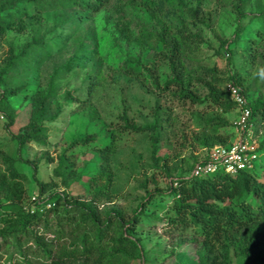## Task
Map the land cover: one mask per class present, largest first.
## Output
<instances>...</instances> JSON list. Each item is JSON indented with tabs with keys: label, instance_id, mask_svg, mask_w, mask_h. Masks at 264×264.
Masks as SVG:
<instances>
[{
	"label": "rangeland",
	"instance_id": "374dc122",
	"mask_svg": "<svg viewBox=\"0 0 264 264\" xmlns=\"http://www.w3.org/2000/svg\"><path fill=\"white\" fill-rule=\"evenodd\" d=\"M198 8L205 15L204 23L193 18ZM263 28L264 0H112L85 22L75 9L67 7L44 13L39 22L29 21L23 33L8 31L0 36V67L11 50L20 54L35 38L44 48L40 53L29 51L30 56L38 54L37 62L11 71L0 83V96L4 88L17 85L41 89L48 99L41 117L48 142L20 148L17 137L29 123L32 97L21 94L11 98L17 111L15 124L10 125L0 113V172L6 169L3 159L13 158L26 175L27 199L37 196L38 180L52 183L47 195L66 189L70 195L80 196L98 169L95 151L78 150L79 180L61 171L55 174L58 162L50 159H57L68 145L87 134L100 135V141L108 142L109 129L115 131L114 125L125 110L138 125L153 123L155 107L161 102L173 112L172 126L155 157L160 160L153 157L150 134L117 133L111 161L115 174L112 200L98 205L103 223L111 222L104 247L111 249L121 225L135 221L130 235L140 241V250L127 247L129 254L119 252L100 264H196L195 232L171 229L166 224L172 206L169 185L172 178L190 175L196 160L205 156L206 147L197 139L201 133L233 135L235 114L223 113L209 99V89L205 82L197 81L195 71L215 69L222 87L226 78L235 75L241 79L248 101L264 102V36L259 33ZM165 29H184L203 39L186 59L191 81L187 89L197 94L199 104L162 96L157 88V82L163 85L172 78L166 58L169 51L159 39ZM45 53L49 54L46 58ZM93 79L98 80V87L91 94ZM220 117L228 124L208 123ZM259 125L255 123L254 129L263 153L256 171L263 179L264 125ZM6 205L0 199V212ZM141 210L144 214L138 217ZM36 231L56 249L58 240L50 231L42 227ZM73 237L68 231L62 244L68 245ZM28 245L32 247V243ZM0 256V264H5L9 253L3 249ZM95 259L97 256L88 264H97ZM233 264L248 263L234 258Z\"/></svg>",
	"mask_w": 264,
	"mask_h": 264
},
{
	"label": "trees",
	"instance_id": "16d2710c",
	"mask_svg": "<svg viewBox=\"0 0 264 264\" xmlns=\"http://www.w3.org/2000/svg\"><path fill=\"white\" fill-rule=\"evenodd\" d=\"M112 0H0V36L8 31L23 33L28 29L29 21L39 22L44 13L71 7L80 14V20L85 22L91 15H96L105 9ZM198 23L205 22V15L198 8L193 14ZM264 36V28L259 31ZM159 39L168 49L166 57L171 68L172 78L163 85L157 82V88L163 96L174 98L192 104H199L200 98L194 91L188 90L189 72L186 59L194 50L196 44L203 42L201 35L192 34L184 29L175 31L162 30ZM40 39L35 38L33 44L15 55L11 50L4 64L0 67V83H3L11 71L25 64L37 62L38 54L29 55L32 49L42 52ZM49 54L45 53V58ZM195 71L198 82H205L209 89V99L219 106L223 113H234L236 105L227 90L229 83L236 84L247 97L241 79L232 75L226 78L222 87V78L215 69ZM98 80L93 79L89 85V93H94ZM21 94L32 97V112L29 123L21 129L18 135L20 148L28 143L46 145V134L41 117L45 113L47 97L41 89H31V85L6 87L0 96V113L4 114L10 125L16 122L17 111L11 98ZM249 102L252 111L251 122L264 125V102ZM172 110L157 102L154 111L155 121L147 125L136 124L125 110L114 125V130L107 137L108 142L100 141L101 136L87 134L76 139L59 154L55 174L60 171L68 178L79 180L77 158L78 150L91 149L98 158L97 171L88 178L87 189L80 196H73L64 189L47 195L45 192L52 183L38 180L40 186L38 201L34 203L31 197L27 199L24 180L26 175L20 172L15 160L5 157L3 163L6 169L0 172V199L7 203L6 209L0 212V252L5 249L9 256L5 264H88L95 256L97 264L105 258H113L117 253L129 254L126 249L140 250V241L130 235L135 221L121 225L122 230L117 237L112 238L114 246L104 247L107 232L111 230L109 223H103L99 215L98 205L102 201L112 200L111 190L115 182L112 168V156L117 149V133L150 134L153 157L159 151V145L164 140L166 130L172 126ZM210 125H227L228 120L217 118L208 122ZM197 139L202 141L206 151L216 145H228L233 141V135L214 136L201 133ZM260 148V147H259ZM259 153H263L260 152ZM158 162L160 159L155 158ZM201 159V158H200ZM197 159L192 167V171ZM190 175L172 178L169 194L172 206L167 213L166 224L171 229H192L196 234L197 247L196 264H233L236 258L248 264L264 262V177L257 171H242L236 175L217 172L209 176L194 177ZM51 204V207H46ZM144 210L138 214L142 217ZM42 227L50 231L58 240L56 249L48 245L43 236L36 231ZM68 231L74 234L72 241L62 244ZM32 243V247H29ZM32 248V249H31ZM35 255H38L34 257ZM0 256V260H1Z\"/></svg>",
	"mask_w": 264,
	"mask_h": 264
},
{
	"label": "built area",
	"instance_id": "2783aa9c",
	"mask_svg": "<svg viewBox=\"0 0 264 264\" xmlns=\"http://www.w3.org/2000/svg\"><path fill=\"white\" fill-rule=\"evenodd\" d=\"M227 90L236 105L235 120L233 121V141L228 145H216L206 151L193 171L194 177L209 176L217 172L236 175L242 171H256L260 160L259 143L251 122L252 111L247 97L234 83L227 85ZM31 201L39 202L37 196ZM46 207H51L47 204Z\"/></svg>",
	"mask_w": 264,
	"mask_h": 264
}]
</instances>
